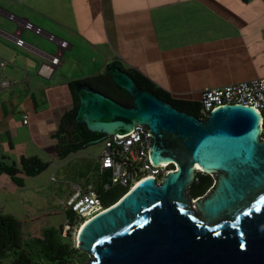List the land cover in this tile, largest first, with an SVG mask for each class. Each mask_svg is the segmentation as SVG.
Wrapping results in <instances>:
<instances>
[{"label":"crops","instance_id":"crops-1","mask_svg":"<svg viewBox=\"0 0 264 264\" xmlns=\"http://www.w3.org/2000/svg\"><path fill=\"white\" fill-rule=\"evenodd\" d=\"M19 21L69 43L49 79L37 72L56 46ZM19 28L23 47L12 39ZM262 43L264 0H0V162L18 166L22 157H37L49 167L50 159L64 161L54 134L74 106L70 84L104 73L107 65L139 73L172 99L199 103L206 88L252 80L261 69L253 66L252 73ZM88 61L94 73L86 75ZM41 174L18 175L22 186L0 175V214L23 222L25 243L51 226L42 216L50 177Z\"/></svg>","mask_w":264,"mask_h":264},{"label":"water","instance_id":"water-1","mask_svg":"<svg viewBox=\"0 0 264 264\" xmlns=\"http://www.w3.org/2000/svg\"><path fill=\"white\" fill-rule=\"evenodd\" d=\"M108 75L130 105L78 85L74 122L101 136L90 145L139 125L150 133L152 163L173 162L176 170L159 183L140 181L84 224L76 247L88 255L86 264H264V140L257 111L224 105L200 120L139 88L117 67ZM198 171L213 185L193 198L189 188Z\"/></svg>","mask_w":264,"mask_h":264},{"label":"trees","instance_id":"trees-1","mask_svg":"<svg viewBox=\"0 0 264 264\" xmlns=\"http://www.w3.org/2000/svg\"><path fill=\"white\" fill-rule=\"evenodd\" d=\"M111 67L119 68L116 63H112L106 66L104 73L75 80L70 84V88L74 93V106L62 115L58 129L54 134V139L56 140L55 151L59 160H64L68 156L76 154L90 146L91 141L101 138L100 135L92 134L84 126H79L74 122V116L79 105L75 94L78 85L86 84L93 91L99 92L122 105H130V99L126 93L110 79L108 69ZM120 70L132 77L139 88L148 90L177 110L198 118L199 103L172 99L165 92L155 88L139 73L133 70ZM47 167L48 163L37 157H22L18 166L0 162V175H8L16 185L22 186L23 180L18 178V175L34 177ZM98 172L99 182L96 186H93L94 191L98 193L101 203L105 207H110L127 192L121 186L111 184V173L109 170L100 172L98 169ZM209 177V175L201 174L199 171L196 173L194 182L189 188V193L193 198L203 196L210 188L211 181ZM105 185H108V187L106 188ZM63 214L66 220L72 222L74 217L71 212L67 211ZM22 225L23 222L21 220L13 216L0 214V263L7 261L9 264H34V257H40V253H42L41 259L46 264H68L67 257L72 253V250L69 249L68 243L61 242L62 239L66 238V236H62L63 226L59 230L46 229L42 233L41 239L25 243L22 238ZM36 248L39 249L36 250Z\"/></svg>","mask_w":264,"mask_h":264},{"label":"built area","instance_id":"built-area-1","mask_svg":"<svg viewBox=\"0 0 264 264\" xmlns=\"http://www.w3.org/2000/svg\"><path fill=\"white\" fill-rule=\"evenodd\" d=\"M8 19L16 21L12 14L8 15ZM19 26L55 44V54L45 57L37 72L40 76L49 79L54 69L60 65L63 52L68 49L69 43L53 34L46 33L42 28L28 21H19ZM12 39L16 46H24V41L20 38V28L12 35ZM4 65L5 62L0 63L1 67ZM199 104L198 119L200 120L206 119L213 110L224 105L240 104L254 108L261 117L260 138L264 140V78L230 84L217 89L206 88L201 92ZM26 122L25 118L23 123L26 124ZM149 134L145 127L135 125L125 135H112L99 142L102 149L98 156V169L100 172L110 171L112 185H119L128 192L146 178H153L159 183L165 175L176 170L173 162L158 165L152 163L149 156L152 139L148 136ZM105 187L107 188L108 185ZM108 208L101 203L93 185L85 187L72 185L69 195L63 202L62 211L63 213L71 212L74 218L72 222L65 219L62 236H66L65 232L74 225L81 227V224Z\"/></svg>","mask_w":264,"mask_h":264},{"label":"rangeland","instance_id":"rangeland-1","mask_svg":"<svg viewBox=\"0 0 264 264\" xmlns=\"http://www.w3.org/2000/svg\"><path fill=\"white\" fill-rule=\"evenodd\" d=\"M54 35V34H53ZM55 45V44H54ZM253 66H261L260 70H257V74H252L249 79H257L264 77V43L261 44L260 49L256 47V59L254 60ZM93 64L88 61L82 68L83 72L86 75L94 73ZM74 69H78L75 68ZM102 149L101 143H96L88 146L84 151H79L76 154L68 156L64 161L56 162L54 164V159L49 160V167L45 169L41 176L49 175L50 179L47 182V185L43 187L42 192V202H43V213L42 216L50 221V225L43 229L40 233V237L35 238L34 240H39L42 238V233L46 229H56L59 230L61 226L65 223L63 214V202L69 195L72 185H79L82 187L93 185L96 186L99 182V172L98 165L99 159L98 156ZM48 177V178H49ZM211 185H213V179L211 177ZM207 192V191H206ZM77 226L74 225L71 227L66 234V238L62 239V243H68L69 249L72 250V253L67 257L68 264H86L88 260V255L77 249L76 241V231ZM62 234H64L62 232ZM30 242H33L31 240ZM29 243V242H28ZM39 248H36L38 250ZM40 257H34V264H46L43 259ZM41 260V261H40ZM0 264H9L7 261H4Z\"/></svg>","mask_w":264,"mask_h":264},{"label":"bare ground","instance_id":"bare-ground-1","mask_svg":"<svg viewBox=\"0 0 264 264\" xmlns=\"http://www.w3.org/2000/svg\"><path fill=\"white\" fill-rule=\"evenodd\" d=\"M197 170H200L199 168H197ZM85 224V223H84ZM84 224H81L82 226L80 227V226H78V228H77V231H76V239H77V236H78V233H79V231L81 230V228L84 226Z\"/></svg>","mask_w":264,"mask_h":264}]
</instances>
